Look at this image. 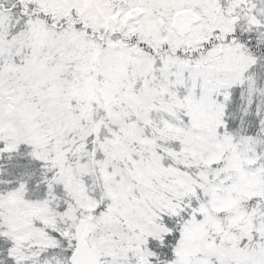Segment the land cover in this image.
I'll use <instances>...</instances> for the list:
<instances>
[{"label": "snow or ice", "instance_id": "1", "mask_svg": "<svg viewBox=\"0 0 264 264\" xmlns=\"http://www.w3.org/2000/svg\"><path fill=\"white\" fill-rule=\"evenodd\" d=\"M0 264H264V0H0Z\"/></svg>", "mask_w": 264, "mask_h": 264}]
</instances>
